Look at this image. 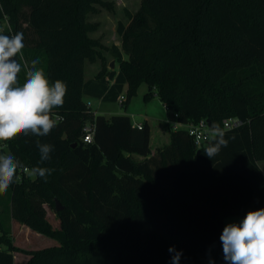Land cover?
<instances>
[{"label": "trees", "instance_id": "trees-1", "mask_svg": "<svg viewBox=\"0 0 264 264\" xmlns=\"http://www.w3.org/2000/svg\"><path fill=\"white\" fill-rule=\"evenodd\" d=\"M97 2L0 0L7 13H0V32L24 34L19 84L25 63L39 58L49 83L67 86L63 106L51 111L49 135L0 141V155L23 165L0 194V264H15L12 219L60 243L29 252L27 264H172L173 246L182 252L179 264H226L225 219L264 208V0H143L129 24L118 25L121 48L110 53L119 70L102 68L86 79V61L101 57L87 23ZM143 84L168 122L217 123L227 147L209 159L204 151L213 137L198 148L179 129L152 154L148 122L107 118L84 99L118 102L127 88V106ZM226 119L243 125L225 130ZM89 125L95 134L87 144ZM37 141L54 146L50 160L40 161ZM33 167L54 171L33 178ZM45 205L55 210L59 230Z\"/></svg>", "mask_w": 264, "mask_h": 264}, {"label": "clouds", "instance_id": "clouds-1", "mask_svg": "<svg viewBox=\"0 0 264 264\" xmlns=\"http://www.w3.org/2000/svg\"><path fill=\"white\" fill-rule=\"evenodd\" d=\"M0 13H4L7 19V13L2 6ZM23 41L22 32H0V141H10L19 135H49L55 127L51 111L55 107L63 106L67 91L66 84L60 80L49 83L43 69L37 67L39 58L33 59L30 67L25 63L26 82L19 84V61L23 57L19 55L18 58V54L25 47ZM211 133L213 143L204 151L209 159L217 156L228 144L225 132L219 124H211ZM36 146L41 162L51 159L53 145L37 141ZM21 167V162L12 154L0 155V194L8 190L17 169ZM24 170L29 171L27 168ZM30 171L32 175L46 180L54 169L33 167ZM220 241L226 264H264V208L248 211L238 223L226 224ZM169 252L174 253L172 264H179L182 252L176 251L174 246L169 248Z\"/></svg>", "mask_w": 264, "mask_h": 264}, {"label": "rangeland", "instance_id": "rangeland-1", "mask_svg": "<svg viewBox=\"0 0 264 264\" xmlns=\"http://www.w3.org/2000/svg\"><path fill=\"white\" fill-rule=\"evenodd\" d=\"M143 0H99L87 14V23L92 27L88 33L89 38L97 40L100 43L101 57L96 62L90 60L85 64V78L90 79L99 74L102 68L111 69L114 63V69L119 70L120 64L114 60L110 53L113 46L121 48V38L117 33L119 23L129 24V14L135 15ZM31 36V35H30ZM29 36V38H30ZM127 59V58H126ZM127 88L124 92L126 96ZM149 88L143 84L138 89L137 95L131 100L130 104L125 106L120 102H103L97 98L86 96L85 101L90 104L93 112L111 118L113 115H129L133 123L148 122L151 127L150 147L155 152L158 146L166 145L173 127L166 119V110L164 105L154 94L148 99L145 95ZM123 96V97H124ZM264 171V161L259 163ZM31 177H35L29 173ZM47 220L54 230L60 229V221L55 210L45 205ZM243 218L230 216L225 219L224 226L228 223H238ZM13 245L17 248L15 252V264H27L31 256L29 252H35L51 247L60 246L56 239L39 234L20 222L12 219L10 221Z\"/></svg>", "mask_w": 264, "mask_h": 264}, {"label": "built area", "instance_id": "built-area-1", "mask_svg": "<svg viewBox=\"0 0 264 264\" xmlns=\"http://www.w3.org/2000/svg\"><path fill=\"white\" fill-rule=\"evenodd\" d=\"M125 98L121 97L118 102L123 104ZM90 106V104L88 103ZM137 127H141V123L134 124ZM173 130L185 129L189 136H191L195 144L198 148H202L207 145L212 139L211 128L206 120H200L197 123H191L187 125H183L181 123L173 122L172 124ZM243 125V122L239 119H226L223 122V126L225 130H232L239 128ZM95 128L93 125H89L84 129V143L90 144L94 140Z\"/></svg>", "mask_w": 264, "mask_h": 264}, {"label": "water", "instance_id": "water-1", "mask_svg": "<svg viewBox=\"0 0 264 264\" xmlns=\"http://www.w3.org/2000/svg\"><path fill=\"white\" fill-rule=\"evenodd\" d=\"M110 68L111 69H114V63H113V65H111L110 66ZM209 124V126H210V123H208ZM64 208H63V206L61 205V203L58 201V200H56V211L57 212H60V211H62Z\"/></svg>", "mask_w": 264, "mask_h": 264}, {"label": "crops", "instance_id": "crops-1", "mask_svg": "<svg viewBox=\"0 0 264 264\" xmlns=\"http://www.w3.org/2000/svg\"><path fill=\"white\" fill-rule=\"evenodd\" d=\"M95 113H96V112H95ZM169 141H170V136H169V139H168V141H167V142L169 143ZM168 143H167V144H168ZM163 146H164V145H163ZM160 147H162V146H158V147L156 148V150H157L158 148H160ZM156 150H155V151H156ZM151 152H152V154H154V153H155L154 151H152V149H151ZM263 172H264V171H263Z\"/></svg>", "mask_w": 264, "mask_h": 264}]
</instances>
